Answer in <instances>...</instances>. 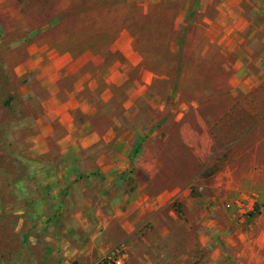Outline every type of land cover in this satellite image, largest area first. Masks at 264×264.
Returning <instances> with one entry per match:
<instances>
[{"label":"rangeland","instance_id":"374dc122","mask_svg":"<svg viewBox=\"0 0 264 264\" xmlns=\"http://www.w3.org/2000/svg\"><path fill=\"white\" fill-rule=\"evenodd\" d=\"M235 5L262 22L253 46L218 43L224 31L204 20ZM263 37L264 0H0V264H51L65 238L79 249L67 187L98 158L119 169L111 183L187 190L157 212L182 217L171 232L186 245L211 201L224 220L263 214L264 229V79L241 77L264 71ZM243 197L254 207L240 216ZM104 240L129 264L116 224Z\"/></svg>","mask_w":264,"mask_h":264},{"label":"crops","instance_id":"0c3cea01","mask_svg":"<svg viewBox=\"0 0 264 264\" xmlns=\"http://www.w3.org/2000/svg\"><path fill=\"white\" fill-rule=\"evenodd\" d=\"M215 10L216 16L204 20L209 24L218 25L219 30L224 31L218 43L227 40L226 45L231 47L241 44L244 47L253 46L255 43L253 37L257 36L255 28L260 27L262 23L259 22L258 15L250 17L239 5L226 8L217 6ZM257 41L259 47L264 45V37L261 41L258 39ZM250 52L252 50H249ZM260 58L259 61L264 63V51ZM80 60V57L77 58L75 63H79ZM242 71V78L264 79L263 70L256 73L250 72L247 77H245L247 70ZM75 105L79 103L76 101ZM113 137L114 133L110 131L107 136H103V139L105 142H110ZM83 139H87L91 144L99 140L100 136L88 135ZM209 141L210 139H207V144ZM116 142H119V139L115 141V144ZM118 153L115 151V154ZM208 155L209 151H205L199 154V158L204 159ZM96 163L99 167L88 170L87 181L68 184L64 202L67 208L73 209V214L81 223L82 234L79 238L81 245L77 246L79 249L71 246L67 249L69 241L64 237V241L61 240L64 244L61 248L63 250L56 253L51 251L54 248L48 250L46 258L50 259L51 256L54 258L51 264L60 263L61 261L58 260L62 257L63 262L60 264H68L72 256L91 254L93 248H97L101 254L106 252L108 249H105L110 243L106 244L104 239L109 233L111 224L117 225L120 238H125L129 244V264H264V229L260 226L263 214L246 219L245 222L239 219L238 221L236 218L229 220L225 218V221L213 215L215 203L211 201L203 206L209 208L206 211L200 210V214L196 217L193 241L186 245L179 235L175 236L171 232V222L178 220L183 222L182 217L170 214L160 215L157 212H160L174 195L186 197L187 190L180 193L164 190L146 194L140 192L136 184L106 181L107 174L119 169L115 164L101 166L99 158ZM94 170L97 171L94 172ZM97 172L101 175L103 182L98 181L100 178L92 177ZM248 176L252 177L253 172ZM147 212L149 214L147 221L142 222L141 217ZM45 238L50 239L47 236Z\"/></svg>","mask_w":264,"mask_h":264},{"label":"built area","instance_id":"2783aa9c","mask_svg":"<svg viewBox=\"0 0 264 264\" xmlns=\"http://www.w3.org/2000/svg\"><path fill=\"white\" fill-rule=\"evenodd\" d=\"M245 197L236 200V211L240 216H243L244 213L249 210H252L254 206H249L245 203ZM128 261V251L126 247L121 244L117 245L110 250H108L104 255L96 259L91 264H127Z\"/></svg>","mask_w":264,"mask_h":264}]
</instances>
